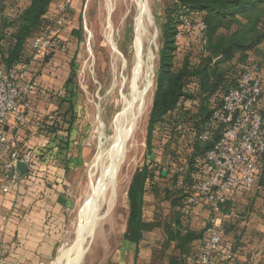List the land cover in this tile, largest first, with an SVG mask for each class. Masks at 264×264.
Segmentation results:
<instances>
[{
	"label": "trees",
	"instance_id": "16d2710c",
	"mask_svg": "<svg viewBox=\"0 0 264 264\" xmlns=\"http://www.w3.org/2000/svg\"><path fill=\"white\" fill-rule=\"evenodd\" d=\"M58 1L60 0H0V11L5 5L8 7L5 17L0 21V57L5 67L30 59L31 40L49 29L55 19L56 11L53 5ZM170 1L173 10L167 13L162 26L157 88L145 142L147 154L151 155V162L155 163L154 158L157 157L154 156L156 148L153 144H158L160 135L165 136L164 148L171 144L173 134L180 135L181 138L192 135L194 141L189 148L190 153L185 155V158L179 153L168 154L170 165L182 157V167L186 170L184 183L187 186L201 181L205 176L204 154L209 145L201 144L198 136L202 131L213 128L209 121L212 112L209 102L213 100L217 104L220 103L228 88L236 83L238 65H250V53L259 58V62L252 64L258 66L259 77L262 85L264 84V0ZM184 18L189 19L192 24L203 22L204 32L183 27ZM178 30L182 31V35L176 39ZM197 36L201 44L200 61L192 65L189 59H184L181 67L175 69L174 61L179 45L183 44L185 39L192 38L190 41H193ZM62 43L63 40L60 44ZM71 83L69 76L65 82L64 97L60 98L63 107L60 105L41 125L40 131L48 138L49 147L38 150L33 155L20 152V155L27 159L31 172H34L36 162H53L62 166L68 164L72 167L78 162L71 155L77 148L70 147V144L76 141L75 110L69 96ZM263 98L262 92L258 111L264 118V109L260 107ZM216 136V131H213L215 139ZM261 163V174L264 177V155L261 157ZM69 166L70 171L72 167L70 169ZM154 166L149 169V165H146L138 171L128 190V218L123 237L130 243L137 244L144 233L159 227L157 223L148 224L142 219L144 196L148 187L157 185L154 183L156 178H170L173 189L164 190V196L170 200L171 196H175L174 206L184 205L182 190L176 186V170L173 171L170 166ZM167 229L170 241L177 242L176 248L181 254L185 253L186 245L200 238L191 233L183 234L179 220Z\"/></svg>",
	"mask_w": 264,
	"mask_h": 264
},
{
	"label": "rangeland",
	"instance_id": "374dc122",
	"mask_svg": "<svg viewBox=\"0 0 264 264\" xmlns=\"http://www.w3.org/2000/svg\"><path fill=\"white\" fill-rule=\"evenodd\" d=\"M147 2L149 14L155 24V27L149 30V36H153L156 31L157 37L155 46L150 48L154 60L152 87L147 94L145 110L137 131L131 138V147L120 168L114 206L99 221L92 238L87 242V249L79 264H119L114 255L116 250L121 247L126 231L127 194L134 175L146 165H149V169H153L155 164L159 167L169 168L170 166L173 171L179 169L182 167V157L174 160L175 164L171 162L170 165L168 154L179 153L185 158V155L190 153L188 151L194 141L192 135H184L185 137L181 138L180 135L173 134L170 140L171 144L164 148L165 136L160 135L158 144H153L156 148L154 156L157 157L154 158L155 163L151 162L149 157L151 155L147 154L145 140L148 119L157 88L156 78L160 62L162 26L165 23L167 13L173 10V4L170 0H147ZM135 11L136 7L133 0H78L74 10L68 14L69 19H66L62 34L63 43L55 52H60L62 58H60L61 64L57 68L51 69V72L56 73L53 79L58 81L59 85L61 83L63 85V80L69 73L72 81L69 96L73 101L75 110L76 122L74 127L76 142H79L80 149L74 153L73 157L78 162L69 171L67 181V198L71 206L68 207L66 231L52 264L59 260L63 250L72 247L78 240L79 214L89 193L90 173L93 170V162L99 146L103 143L104 127L106 135L110 137L113 119L120 109L121 93L128 94L129 92V86L134 75L133 71L136 69ZM191 39L187 38L184 41L185 44L179 45L178 55L174 61L175 69L181 67L184 59H189L192 65H196L200 61L201 44L199 37H195L193 41H190ZM145 41L140 55L143 64L141 77L146 73L149 57L148 40L145 39ZM113 46L116 48L117 54L114 52ZM33 58L39 59L42 63H48L47 60L51 59L50 57L44 60L39 56ZM254 62H259V58L254 53H250L249 63ZM1 64L3 65L2 60ZM36 83L39 87V83L37 81ZM262 92L264 95V84L262 85ZM209 103L211 110L217 105L213 100H210ZM260 107L264 109V98ZM151 163L153 164L151 165ZM169 179L162 181L156 178L154 180V183L160 186L154 190L150 189L152 186L147 188L146 203L152 202V193L164 197V190L171 191L173 189V184ZM259 185L261 190L257 191L260 194L257 192L256 195L258 206L252 205V207L256 211L264 212V177L260 179ZM103 209L106 210L107 207L105 206ZM243 209V207H239L238 212L242 213ZM104 210L103 212H105ZM159 211L155 217L166 214L168 209L164 206ZM201 213L207 214V211L202 209ZM156 257L155 264H163V255L157 254Z\"/></svg>",
	"mask_w": 264,
	"mask_h": 264
},
{
	"label": "crops",
	"instance_id": "0c3cea01",
	"mask_svg": "<svg viewBox=\"0 0 264 264\" xmlns=\"http://www.w3.org/2000/svg\"><path fill=\"white\" fill-rule=\"evenodd\" d=\"M77 1L73 0L68 14L74 10ZM7 11L5 5L0 11V21ZM66 19H69L68 15ZM60 55V52L55 53L47 60L48 63L33 59L29 71L39 87L31 99L26 123L17 126L12 118L7 121V136L23 154L33 155L49 147L48 138L40 128L60 105L63 107L60 98L64 97L65 82L69 76L67 73L63 85L53 79L56 73L51 69L61 64ZM70 147L77 148L78 152L79 142L71 143ZM71 155L74 156V151ZM3 162L0 159V264H52L66 231L67 212L71 206L67 198L69 165L36 162L34 172L28 165L26 174L17 170L19 177L16 184L5 193L2 190L6 185L1 170ZM69 167L71 169L72 165ZM262 177L261 174L259 182ZM259 182L247 194L230 196L220 214L226 230L223 253L233 255V264H264V212L252 207L258 206L256 195L257 190H261ZM146 195L147 192L143 199L142 219L148 224L157 223L159 227L144 233L137 244L123 237L121 247L114 255L117 263L155 264L156 256L160 254L163 255V264H193L200 253L203 225L208 213H201L200 207L174 206L175 196H171L170 200L152 193V202L146 203ZM164 206L168 209L166 214L155 217ZM239 207L244 208L242 213L238 212ZM176 220L181 222L183 234L200 236L184 247L183 254L176 248L177 242L170 241L168 235L167 227L173 226Z\"/></svg>",
	"mask_w": 264,
	"mask_h": 264
},
{
	"label": "built area",
	"instance_id": "2783aa9c",
	"mask_svg": "<svg viewBox=\"0 0 264 264\" xmlns=\"http://www.w3.org/2000/svg\"><path fill=\"white\" fill-rule=\"evenodd\" d=\"M72 3L73 0L55 3L53 23L46 32L31 40L32 58L5 67L0 57V159L4 161L2 170L6 185L2 190L5 193L19 177L16 164L29 165L8 138L7 121L12 118L17 126L26 123L31 97L38 90L29 71L30 64L34 56L48 59L59 49ZM182 23L187 29L205 30L203 22L192 24L184 18ZM181 35L182 31L178 30L175 38L179 39ZM261 95L262 80L258 66L239 64L235 85L228 88L220 103L212 109L209 119L212 130H204L198 136L201 144L209 145L204 154V178L186 186L185 167L175 171L176 186L182 190L184 206L200 207L208 213L200 253L193 264H233V255L223 253L226 230L220 214L230 196L247 194L259 182L261 157L264 155V118L258 111ZM213 131H216V139Z\"/></svg>",
	"mask_w": 264,
	"mask_h": 264
},
{
	"label": "bare ground",
	"instance_id": "6f19581e",
	"mask_svg": "<svg viewBox=\"0 0 264 264\" xmlns=\"http://www.w3.org/2000/svg\"><path fill=\"white\" fill-rule=\"evenodd\" d=\"M133 3L136 7L134 13L136 69L133 71L128 94L121 93L120 109L113 119L110 137L106 135L104 127L103 143L99 146L90 173L89 193L79 214L78 240L72 247L63 250L55 264H79L87 249V242L92 238L99 221L113 208L120 168L131 147V138L137 131L145 110L147 94L152 87L154 60L150 48L155 46L157 37L156 31L153 36H149V30L154 28L155 24L149 14L147 0H133ZM145 39L148 40L149 57L146 73L141 77L143 64L140 55ZM114 52H117L115 47ZM105 206L106 210L103 209Z\"/></svg>",
	"mask_w": 264,
	"mask_h": 264
},
{
	"label": "water",
	"instance_id": "95a60500",
	"mask_svg": "<svg viewBox=\"0 0 264 264\" xmlns=\"http://www.w3.org/2000/svg\"><path fill=\"white\" fill-rule=\"evenodd\" d=\"M16 168L19 171V173H21V174H26L27 173L28 167H27V165L25 163L18 162L16 164Z\"/></svg>",
	"mask_w": 264,
	"mask_h": 264
}]
</instances>
